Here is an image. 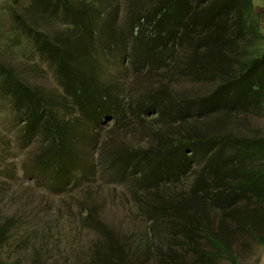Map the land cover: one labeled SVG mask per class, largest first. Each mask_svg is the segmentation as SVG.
Here are the masks:
<instances>
[{"label": "trees", "instance_id": "trees-1", "mask_svg": "<svg viewBox=\"0 0 264 264\" xmlns=\"http://www.w3.org/2000/svg\"><path fill=\"white\" fill-rule=\"evenodd\" d=\"M1 1L8 20L0 35L2 55L44 60L70 100L66 106L61 96L43 93L0 58V105L10 116L13 140L19 148L37 143L31 167L38 171L31 168L29 182L66 185L80 159L77 136L113 119L114 135L133 125L147 130L152 143L111 149L105 159L110 173L151 186L156 200L146 207L150 219L165 214L170 224L176 221L197 264L219 256L234 264L236 244L264 245V131L238 128L264 114V35L252 0H129L124 48L132 68L164 69L168 80L205 85L174 97L160 82L129 98L89 69L94 44L121 40L114 26L120 0ZM71 106L74 114H66ZM190 121L196 123L187 126ZM176 122L186 126L168 131ZM183 176L190 177L183 194L159 199V187ZM83 211L95 229L112 237L101 241L93 263L136 264L126 258L123 241L90 208ZM2 235L0 229V244ZM170 256L161 264H188L180 254ZM0 264H8L7 256L0 255Z\"/></svg>", "mask_w": 264, "mask_h": 264}, {"label": "rangeland", "instance_id": "rangeland-1", "mask_svg": "<svg viewBox=\"0 0 264 264\" xmlns=\"http://www.w3.org/2000/svg\"><path fill=\"white\" fill-rule=\"evenodd\" d=\"M128 1L120 0L121 13L114 22L121 40H103L90 48L91 72L99 80L113 84L126 98L166 82L174 97L186 94L190 88L203 90L204 84L191 86L185 80H168L170 74L164 69L148 72L132 68L130 55L124 48L128 41V21L124 12ZM7 21L5 12L0 11V35ZM0 58L10 60L17 75L27 83L38 85L43 93L53 98L61 96L68 105L70 100L62 97L66 95L61 93L52 68L44 60L35 56L8 57L1 51ZM4 108L0 105V229L6 239L0 244V255L7 256L8 264H94L92 258L100 253L101 241L112 237L108 233L105 235L104 229L99 232L91 225L84 207L90 208L103 227L111 229L113 235L123 241L125 256L132 263L161 264L170 255L180 254L188 264H197V254L188 248L187 239L176 221L172 220L170 224L165 214L155 222L150 219L146 207L156 200L151 186L144 188L136 182L135 176L127 173L112 175L108 159L105 160L113 148L151 144L147 130L131 125L114 135L117 125L113 119L88 129L82 133L85 138L77 136L75 139L80 159L66 176L68 183L46 187L42 181H28V175L34 169L31 166L37 143L23 148L16 146L8 128L12 122ZM66 109H70L66 114H74L73 106ZM242 122L238 125L242 130L257 126L264 131V114L250 116ZM185 123L189 126L196 121ZM185 123L176 122L167 130L181 131ZM35 170L38 171L35 168L33 173ZM189 179L183 176L181 182H168L159 187V199L183 194ZM196 239L205 247L203 238ZM234 254V264H264V245L252 240L243 246L236 244ZM211 264L233 263L219 256Z\"/></svg>", "mask_w": 264, "mask_h": 264}, {"label": "crops", "instance_id": "crops-1", "mask_svg": "<svg viewBox=\"0 0 264 264\" xmlns=\"http://www.w3.org/2000/svg\"><path fill=\"white\" fill-rule=\"evenodd\" d=\"M252 3H253V9L255 10V12L257 13L260 19L261 33L264 35V0H252Z\"/></svg>", "mask_w": 264, "mask_h": 264}]
</instances>
